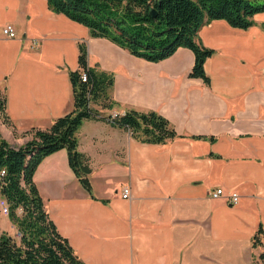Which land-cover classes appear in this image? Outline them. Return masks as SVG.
Listing matches in <instances>:
<instances>
[{
	"label": "crops",
	"instance_id": "1",
	"mask_svg": "<svg viewBox=\"0 0 264 264\" xmlns=\"http://www.w3.org/2000/svg\"><path fill=\"white\" fill-rule=\"evenodd\" d=\"M252 18L247 28L213 19L199 29L213 50L205 84L188 76L194 54L186 47L147 61L91 37L47 0H0V88L9 117L0 132L11 146L71 111L69 71L78 68L81 42L89 64L113 74L116 104L96 109H152L179 135L145 143L104 119L83 120L78 150L88 158L91 194L65 149L39 163L33 180L45 208L85 264H251L264 252V11ZM5 24L14 37L3 35ZM125 186L129 198L121 197ZM217 188L222 195L211 197Z\"/></svg>",
	"mask_w": 264,
	"mask_h": 264
},
{
	"label": "trees",
	"instance_id": "2",
	"mask_svg": "<svg viewBox=\"0 0 264 264\" xmlns=\"http://www.w3.org/2000/svg\"><path fill=\"white\" fill-rule=\"evenodd\" d=\"M47 3L52 11L87 27L91 37L107 38L147 61L165 59L178 47L190 49L194 63L188 76L199 77L205 84L209 83V76L204 62L213 50L200 41L199 29L213 19L247 28L254 23L253 15L264 11V0H47ZM78 48V68L69 71L71 111L55 118L46 129H31V138L19 147L11 146L0 132V170H5L0 177V197L7 201L9 218L21 233L15 238L0 228V264H85L58 231L33 180L45 156L65 149L69 167L91 194L88 158L78 150L77 130L83 120L104 119L127 129L133 138L145 143H166L179 136L171 122L152 109L128 108L114 116L96 109L94 104L102 108L116 104L111 97L113 74L97 64H89L84 42ZM82 72L86 74L85 81L81 80ZM6 100V92L0 88L3 124H9ZM261 232L259 226L253 237L254 246L259 243ZM251 264H264V252Z\"/></svg>",
	"mask_w": 264,
	"mask_h": 264
},
{
	"label": "built area",
	"instance_id": "3",
	"mask_svg": "<svg viewBox=\"0 0 264 264\" xmlns=\"http://www.w3.org/2000/svg\"><path fill=\"white\" fill-rule=\"evenodd\" d=\"M3 35L7 36V37H14L16 35V30L15 27L12 24H5L2 26L1 28ZM81 80L85 81L86 80V74L85 72L81 73ZM114 116V115H112ZM5 174V170L1 169L0 170V177L2 175ZM0 186H1V178H0ZM223 193V189L222 188H217L213 191H211L210 196L213 198H217L219 196H221ZM130 196V189L129 187L125 186L122 188V192H121V197L122 198H129ZM238 200V194L237 193H231L230 195V201L232 204H235ZM9 213V206L7 201L5 200V198L0 197V215H7ZM16 237H20L21 233L16 230Z\"/></svg>",
	"mask_w": 264,
	"mask_h": 264
},
{
	"label": "rangeland",
	"instance_id": "4",
	"mask_svg": "<svg viewBox=\"0 0 264 264\" xmlns=\"http://www.w3.org/2000/svg\"><path fill=\"white\" fill-rule=\"evenodd\" d=\"M260 1H263V0H260ZM121 192H122V189H121ZM19 213H20V210H19ZM0 219H1L0 223H1V227H2L1 230L7 232L9 235L14 236L15 238H18V237H16V234H15L17 228H16L15 224L10 220L9 214L0 215Z\"/></svg>",
	"mask_w": 264,
	"mask_h": 264
},
{
	"label": "water",
	"instance_id": "5",
	"mask_svg": "<svg viewBox=\"0 0 264 264\" xmlns=\"http://www.w3.org/2000/svg\"><path fill=\"white\" fill-rule=\"evenodd\" d=\"M154 15H155V10L153 9V10H152V16H154Z\"/></svg>",
	"mask_w": 264,
	"mask_h": 264
}]
</instances>
